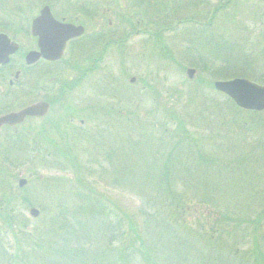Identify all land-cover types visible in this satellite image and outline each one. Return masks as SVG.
<instances>
[{"label": "rangeland", "instance_id": "1", "mask_svg": "<svg viewBox=\"0 0 264 264\" xmlns=\"http://www.w3.org/2000/svg\"><path fill=\"white\" fill-rule=\"evenodd\" d=\"M142 1L7 0L0 5V12L8 20L6 26H0V33H6L20 46L7 70L24 67V58L19 54L36 44L29 31L30 22L43 5H49L56 18L64 17L85 28L84 36L67 46L60 61L24 67L23 83L0 99V111L38 99L50 103L43 117L15 129L4 128L0 134V264H64L65 258L60 259L56 248L62 247L64 253L69 249L84 253V245L89 251L101 252L105 247L99 246L106 239L108 245L112 244V259L118 264L116 248L128 245L126 249H132L124 227L127 237L135 233L144 240L158 239L152 248L154 254H160L158 260L161 256L170 264H179L171 254H176L175 250L182 254L186 249L178 239H171L170 229L166 231L169 226L164 206L154 199L155 187L144 174L147 156L154 161L152 175L157 176L156 180L162 169L170 166L173 175L178 170L184 174L200 172L204 160L198 164L196 154L186 153L181 145L174 152L171 149L178 138L181 143L199 139L203 156H210L220 165L224 162L217 158L229 156L227 145L237 144L247 132L237 127L233 117L237 115V119L248 123H252L251 118L264 122V109L255 111V117L234 110L231 115L232 101L213 87L217 80H250L237 72L264 74L263 3L183 0L173 16L169 12L164 16L158 7L142 10ZM83 3L94 4L96 15L88 17ZM17 6L23 9L17 10ZM190 17H197L198 22L189 23ZM209 23L213 30L205 31ZM99 31L105 33L99 34L100 39L93 38V33ZM188 68L195 70L190 79ZM200 93L228 106L219 111L216 103L203 98L201 104L191 103V98L199 102ZM162 117L165 122L160 124ZM263 166L264 162L259 161L258 165L244 167L245 179L260 185L258 194L264 193ZM20 180H24L21 186ZM174 182L172 189H180L176 175ZM218 185L229 189V183L223 180ZM86 193L85 198L79 197ZM101 205L126 214L133 230L126 224L120 235L113 237L111 229L120 228L114 227L118 218L106 211L104 215L94 213ZM189 207L191 212L187 209L178 216L193 231L199 228L197 218L206 211L195 199L189 201ZM33 208L37 209L36 215L31 213ZM245 218L248 221L249 217ZM70 222L73 226L69 227ZM240 228L232 233L240 242L235 262L250 264L247 251L252 248V232ZM94 242L97 247L92 246ZM260 248L264 255V242ZM95 256L91 261L97 260ZM130 264L139 263L134 260Z\"/></svg>", "mask_w": 264, "mask_h": 264}, {"label": "trees", "instance_id": "2", "mask_svg": "<svg viewBox=\"0 0 264 264\" xmlns=\"http://www.w3.org/2000/svg\"><path fill=\"white\" fill-rule=\"evenodd\" d=\"M7 0H0V5L5 3ZM14 3L16 0H10ZM161 3H158V0H143V5L140 7L143 9L158 7L164 14V16H168V13H171V16H173L176 6H178L183 0H160ZM193 2H202L206 3L208 0H192ZM261 3L264 4V0H259ZM232 2V0H226L224 4H228ZM238 2L236 0H233L232 3ZM84 9L94 8L95 5L92 3H83ZM1 9V8H0ZM23 9L22 6H17V10ZM174 10V11H173ZM29 16V15H28ZM197 17H190L188 19L189 23L194 22L197 23ZM161 19H164L161 18ZM6 16L0 12V26H6L7 23ZM192 25V24H191ZM193 26H196L195 24ZM205 31H212L213 28H210V23L207 27V29H204ZM221 42H225V40L221 37H219ZM212 40H214V36L212 37ZM221 48H224L223 44L218 45ZM232 46L236 49L238 48L237 45L232 43ZM216 56V55H215ZM227 65H231L228 61L226 62ZM245 67H247V63H243ZM240 73L238 75H245L246 78H250V80H253L257 83H264L263 81V75H255L254 73L250 71H242L237 72ZM254 75L256 78H254ZM104 88H108L107 86H104ZM199 102H196L193 98L189 99L191 103L193 104H201L202 98L205 99V101H209V103H216L213 102L212 99H207L206 93H200L198 94ZM229 102V101H228ZM205 103V102H204ZM219 107V111L225 110L228 106L224 102L216 103ZM233 109H231V115L233 110L234 111H240L242 114H252L254 117L258 115V113L254 112H247L244 113L242 110L235 107L233 104ZM123 112H118L119 119L121 117ZM111 114V113H110ZM109 114V115H110ZM113 114V113H112ZM114 115V114H113ZM230 115V116H231ZM235 117L233 119L235 120L237 127L242 126L244 130L247 132L244 133L241 137V140L234 144L233 146L227 145V149L230 148L229 156L223 155L222 158L218 157L217 159L221 161L223 160L224 163L219 165V162L215 159H210V156H203L202 149L203 146L199 139L192 140V142H186L181 143L180 138L176 140L171 146V149L173 150L176 146H182L186 150V153H195L196 154V160L198 164L202 163V169L200 172H191L189 174H184V172H180L179 170L174 172V175L172 174L171 166L169 169L163 168L160 176L156 180L157 176H153L152 173L154 172L152 162L149 160V156H147L146 163V169H145V176L147 177L148 181L150 180V183L153 187H155L154 190V199L158 200V203L160 201L162 202L163 211L166 212L165 215L167 217L166 224L169 226V228L166 230L168 231L170 229V232L172 234L171 239H178L179 244L183 247L185 250L182 252V254H179L175 250L176 254H171L172 258L174 260H179V264H243L240 262H235L238 260L237 256L239 255V248L240 242L239 239L235 236H232L233 232H236L238 230V226H242V232H247V230H251L252 234L250 236V240L252 242V248L248 249V258L252 259L250 264H264V255L259 252L260 243L264 242V232L262 234V228L264 227V193L258 194L260 189V185L254 186V182L247 181L245 179L246 171L244 170V167L247 165H258L259 161L264 162V122L260 121V119L257 118H251L252 123H248L245 121V119L239 120ZM164 117H162L163 119ZM232 119V118H231ZM121 120V119H120ZM175 120V119H174ZM165 122V118L163 122L160 124H163ZM182 125V122H180ZM181 125L178 124L177 126L181 128ZM161 129V127H159ZM153 130H155V127L153 126ZM178 132V131H177ZM180 133V132H178ZM174 135V134H173ZM182 136L186 137V133H182ZM143 140V139H142ZM143 143L146 144V141L144 140ZM195 148V151H192V149ZM150 149V148H149ZM148 149V150H149ZM171 149H168V153ZM232 151H234L232 153ZM174 152V150H173ZM204 152V151H203ZM156 153H154L153 158L156 159ZM227 154V152H226ZM202 155V157H201ZM225 156V159L223 158ZM201 157V158H200ZM200 158V159H199ZM192 160V159H191ZM193 160V161H194ZM7 161V160H6ZM151 162V163H150ZM173 163V162H172ZM234 165L239 166L240 169L236 171V169L233 167ZM168 171V172H165ZM169 171L171 173H169ZM264 173V166L261 170ZM177 176V179L180 180V189H172V185L174 182V176ZM185 177L186 180H182L181 177ZM217 179L214 181V178ZM191 178V179H190ZM156 180L155 182H151V180ZM195 179V180H193ZM203 181L201 182L200 180ZM222 180L229 183V189H225V187H220L218 184L222 183ZM218 181V183H217ZM215 182V183H214ZM191 183V184H190ZM155 184V185H154ZM217 184V186L215 185ZM192 185V186H191ZM215 185V186H213ZM212 186V188H210ZM227 186V185H226ZM216 187V193L215 191ZM209 188V190H207ZM250 191L251 194H249ZM213 195H211V194ZM78 195V194H77ZM84 196H79L81 198H85L86 194H83ZM88 196V195H87ZM236 196L234 198V201L230 202L232 200V197ZM212 197H215L216 199H212ZM197 203H200L201 207H204L205 213L201 218H197V229L193 228V231H190L188 227V223L185 219L179 218V213H185L187 209H189V212H191L189 207V201L194 200ZM215 200V201H213ZM117 209V210H116ZM113 209H106L104 206H98L97 210L94 211V213H103L100 215H104L105 211L109 215H113L116 218H118L117 222L115 221L114 227L120 228H113L111 229V234H113V237L119 236L122 228L124 225L127 224L130 231H132V225L130 228V222L127 221V215L121 214L122 212H119L118 208ZM80 211V210H79ZM106 213V214H107ZM119 215V216H118ZM245 217H249L248 221H246ZM239 219V220H238ZM124 220V222H123ZM101 221V220H99ZM242 221V223H240ZM208 222L210 223L209 226H207ZM66 229V223L62 222L61 224ZM69 227L73 226V222H70L68 224ZM232 227L234 230H232ZM196 228V227H195ZM126 231V232H125ZM124 232L126 233V239L129 243L130 247L132 249L128 250L129 248L127 245L124 246L122 249H117L115 254L117 255L116 262L118 264H130V262L136 260V263L139 264H170V261L164 258H161L158 260V256L160 254L156 253L154 254L152 251L153 245L155 246L158 239H149L144 240L140 236L136 235L135 233L130 234L129 237H127V230L124 227ZM179 232V234H177ZM262 234V237H261ZM166 236V234H164ZM232 236V237H231ZM244 234L242 235V237ZM241 237V238H242ZM245 237V236H244ZM249 238V236L247 235ZM240 238V239H241ZM109 239H112L109 237ZM107 240V239H106ZM103 241L99 247H105L104 251L101 249V252L98 250L95 252L89 251V247H85L83 245L82 250L85 252L82 253V251H76L74 249H69L65 253L62 250V247L60 250L57 248L58 254H60L61 257L64 256L65 260H63L64 264H74L73 262L79 261L80 264H85L86 261H89L91 264H116L115 261L112 259L114 258L112 252L109 251L112 244L108 245V241ZM154 240V241H153ZM102 241V240H101ZM104 243H106L104 245ZM61 245V244H60ZM97 243L94 242L92 244L93 247H97ZM164 245V244H161ZM53 249V247H50ZM89 248V249H88ZM92 248V247H91ZM187 250H190L187 252ZM113 251V250H112ZM96 253V261H91V257L95 255ZM56 254V252H55ZM245 254V253H244ZM81 259L83 263L79 260ZM129 259L131 260L129 262ZM171 259V257H170ZM62 260V259H61ZM159 261V263H158Z\"/></svg>", "mask_w": 264, "mask_h": 264}, {"label": "water", "instance_id": "3", "mask_svg": "<svg viewBox=\"0 0 264 264\" xmlns=\"http://www.w3.org/2000/svg\"><path fill=\"white\" fill-rule=\"evenodd\" d=\"M83 28L69 23H60L56 21L47 6H44L39 15L32 20L31 33L37 36V45L39 51H31L26 55V62L33 63L40 56L47 60H57L62 56L63 49L67 40L81 35ZM17 45L10 42L5 34H0V63H6L9 55L14 53ZM189 77L194 70L187 71ZM214 88L229 96L237 106L246 110L264 109V85H258L246 79H233L229 81H216ZM48 104L46 102L33 103L17 112H12L0 116V128L7 124L16 125L24 121L26 117L42 116L46 114ZM24 180L19 181L21 186ZM33 215L37 214L36 209H31Z\"/></svg>", "mask_w": 264, "mask_h": 264}, {"label": "flooded vegetation", "instance_id": "4", "mask_svg": "<svg viewBox=\"0 0 264 264\" xmlns=\"http://www.w3.org/2000/svg\"><path fill=\"white\" fill-rule=\"evenodd\" d=\"M61 21H64V22H67L66 19H64V17L60 18ZM85 34V28H84V31L82 33L81 36L77 37V38H81L83 37ZM10 38V37H9ZM35 38V37H34ZM77 38H72L70 39L67 44H66V48L68 45H70L75 39ZM11 41L15 42L18 44V49L16 52H14L13 54H11L9 56V60L6 62V63H0V99L2 98L3 99V95H6V96H9V91L14 88V87H17L21 82L23 83V81L21 80V77H23V69L24 67L25 68H32L33 66H36V65H42L44 66L46 63H53L51 61H48L46 59H44L43 57H40L38 60L35 61V63L33 64H28L26 63V55L27 53L31 52V51H38V47H37V39L35 38V46L30 48L29 50H27L25 53H23L22 55L19 54V57L20 58H24V60L22 59H18L20 60L19 62L21 63V60L24 62L23 63V68L21 69L20 65H19V68H15L14 70H7V65L12 61V59L17 55L16 53L18 52L20 46H19V43L16 42V40H14L12 37L10 38ZM66 50V49H65ZM65 53V51H64ZM30 71V70H29ZM28 71V72H29ZM4 85L1 87V85ZM4 100H2L3 102ZM44 101L43 99H38V100H35V101H32V102H29V103H22V104H19V105H16V106H13V107H10V108H7L5 110H2L0 111V116L3 115V114H8V113H12V112H16V111H19L27 106H29L30 104H33V103H36V102H42ZM35 118H39V117H26L25 120L20 123V124H16V125H13V126H10V125H2L1 128H0V134L1 132L4 130V128H11V129H15L16 127L24 124L26 121L28 120H31V119H35Z\"/></svg>", "mask_w": 264, "mask_h": 264}]
</instances>
